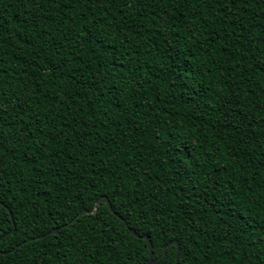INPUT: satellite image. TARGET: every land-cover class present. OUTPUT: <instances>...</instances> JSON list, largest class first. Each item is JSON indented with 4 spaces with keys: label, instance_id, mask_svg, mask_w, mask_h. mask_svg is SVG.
Segmentation results:
<instances>
[{
    "label": "trees",
    "instance_id": "trees-1",
    "mask_svg": "<svg viewBox=\"0 0 264 264\" xmlns=\"http://www.w3.org/2000/svg\"><path fill=\"white\" fill-rule=\"evenodd\" d=\"M261 62L264 0H0V264H264Z\"/></svg>",
    "mask_w": 264,
    "mask_h": 264
},
{
    "label": "water",
    "instance_id": "water-1",
    "mask_svg": "<svg viewBox=\"0 0 264 264\" xmlns=\"http://www.w3.org/2000/svg\"><path fill=\"white\" fill-rule=\"evenodd\" d=\"M106 202L108 203L111 211L114 212L113 208H112V205L111 203L108 201V199H105ZM98 202H100V200H98ZM98 202L96 205H98ZM114 214H116L121 220H124L122 217H120L116 212H114ZM57 231V229L51 231L50 233H55ZM129 231L134 235L136 236L137 238H144L147 243H148V248H149V251H150V255H149V259H148V264H151V262L154 260L155 261V264L157 263L158 259H161L162 256L164 255L165 252H163L158 259H153L152 258V255H153V246H152V242L150 241V238L148 236H140L138 233H136V231H134L132 228H129ZM172 244H176L175 241L172 242ZM178 255H179V248H178V253H177V256L176 258L178 259Z\"/></svg>",
    "mask_w": 264,
    "mask_h": 264
},
{
    "label": "snow or ice",
    "instance_id": "snow-or-ice-1",
    "mask_svg": "<svg viewBox=\"0 0 264 264\" xmlns=\"http://www.w3.org/2000/svg\"><path fill=\"white\" fill-rule=\"evenodd\" d=\"M258 70L264 72V62H261V64L258 66ZM113 95H114V98H118L119 97V92L118 91L114 92ZM2 140H3V137L0 136V141H2ZM2 152H3V146H2V143H0V153H2ZM145 255H147V254H145ZM158 257H159V254H157V258ZM151 264H155V261L153 260L151 262Z\"/></svg>",
    "mask_w": 264,
    "mask_h": 264
}]
</instances>
